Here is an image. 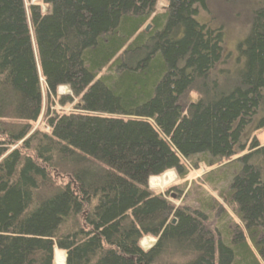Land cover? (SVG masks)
Wrapping results in <instances>:
<instances>
[{"label": "trees", "instance_id": "trees-1", "mask_svg": "<svg viewBox=\"0 0 264 264\" xmlns=\"http://www.w3.org/2000/svg\"><path fill=\"white\" fill-rule=\"evenodd\" d=\"M164 1L0 0V264H264V0L234 64L209 0ZM200 167L216 195L148 187Z\"/></svg>", "mask_w": 264, "mask_h": 264}, {"label": "rangeland", "instance_id": "rangeland-1", "mask_svg": "<svg viewBox=\"0 0 264 264\" xmlns=\"http://www.w3.org/2000/svg\"><path fill=\"white\" fill-rule=\"evenodd\" d=\"M26 7H28L30 4H37L42 8V12H46L47 7L43 6L41 0H25ZM259 3V0H209L208 2V7L210 10V13H202L200 15L204 16L203 21L208 22L210 24V27L212 29H217V28H222L223 30V44H222V49H223V55L226 58V60L229 63L234 64L236 58L238 57V46L241 41L245 39L246 33L248 31V26H249V19H250V13L251 11L254 10L256 5ZM166 8V2L164 0H158V3L155 6V12L160 13ZM66 89V90H65ZM57 96H71V93L68 88L66 87H60L57 90ZM76 100L74 101V103ZM50 110H55L56 112L60 113H67L70 112L73 103L66 105V106H61L58 103V98L57 97H51L50 98ZM44 123L40 122L35 126V128H40L44 129ZM248 134V141L251 138L252 142L256 141L258 145L261 147L264 146V128L263 129H258V130H252L250 128H247L245 130V134ZM243 141V137H242ZM251 142V141H250ZM248 143V142H246ZM252 151V150H251ZM249 148L245 151L244 154L251 152ZM239 156H236L237 158ZM228 165L222 167L220 171V175H224V182L221 183L220 186L227 187L229 185V182L231 180V175H233V172L231 170H224V168H227ZM216 168L212 169H206L204 167H200L199 170H191L190 172L187 173V175L180 180H178V176L175 172H169L173 173V178H175L174 181L165 184L164 188H161L163 186H152L151 181L154 179L158 178H151L149 180V188L151 190H159L158 192L162 193L164 192L169 186L171 185H178L180 188V199L176 197V194H170L168 196V199L175 205L178 206L179 204H190L192 200V196L194 194V190L196 187L199 188V185H201V191H205L206 194H214V191L212 189H208L206 186H204L205 182L203 183V177L206 175H211L213 173H216ZM168 174V173H167ZM167 176V175H166ZM165 177V176H164ZM162 178V177H161ZM157 189H154V188ZM221 187V188H223ZM217 189H220L219 186ZM200 190V188H199ZM231 218H233L237 224V220L233 215L228 213ZM239 225V224H238ZM144 240H149L151 241L148 244V246L142 245V242ZM154 244V241L149 238H145L141 241L140 246L145 249V251L149 250L150 247H152ZM58 252V251H57ZM56 253V252H55ZM59 253V252H58Z\"/></svg>", "mask_w": 264, "mask_h": 264}, {"label": "bare ground", "instance_id": "bare-ground-1", "mask_svg": "<svg viewBox=\"0 0 264 264\" xmlns=\"http://www.w3.org/2000/svg\"><path fill=\"white\" fill-rule=\"evenodd\" d=\"M66 90V89H65ZM172 176V175H171ZM168 178H170V176H168V177H162V178H158V179H154V180H152L151 181V185L152 186H162V185H164V183L166 184V180L168 179ZM141 243V242H140ZM150 243V245L152 244L151 243V241H149V240H144L143 242H142V245H144L145 247L146 246H148V244ZM145 250V249H144ZM55 252H56V262H57V264H64V261H65V257H64V255L62 254V253H57V250H55Z\"/></svg>", "mask_w": 264, "mask_h": 264}, {"label": "crops", "instance_id": "crops-1", "mask_svg": "<svg viewBox=\"0 0 264 264\" xmlns=\"http://www.w3.org/2000/svg\"><path fill=\"white\" fill-rule=\"evenodd\" d=\"M171 175H173V173H168V174H167L166 177L170 176V178H168V179L166 180V184H168V183H170V182H172V181L175 180V178H173V176H171ZM164 185H165V183H164ZM162 186H163V185H162ZM163 187H164V186H163ZM163 187H161V188H163ZM57 253H58V252H57ZM55 256H56V254H55ZM55 264H57V262H56V257H55Z\"/></svg>", "mask_w": 264, "mask_h": 264}, {"label": "water", "instance_id": "water-1", "mask_svg": "<svg viewBox=\"0 0 264 264\" xmlns=\"http://www.w3.org/2000/svg\"><path fill=\"white\" fill-rule=\"evenodd\" d=\"M148 30H149V27L146 29V31H148ZM174 223H175V221L173 220V221H172V224H174Z\"/></svg>", "mask_w": 264, "mask_h": 264}]
</instances>
